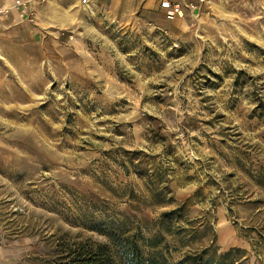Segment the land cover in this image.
<instances>
[{
	"label": "rangeland",
	"instance_id": "374dc122",
	"mask_svg": "<svg viewBox=\"0 0 264 264\" xmlns=\"http://www.w3.org/2000/svg\"><path fill=\"white\" fill-rule=\"evenodd\" d=\"M193 20L183 40L110 29L94 73L89 41L45 52L0 26V264L131 236L169 264H264V3Z\"/></svg>",
	"mask_w": 264,
	"mask_h": 264
},
{
	"label": "crops",
	"instance_id": "0c3cea01",
	"mask_svg": "<svg viewBox=\"0 0 264 264\" xmlns=\"http://www.w3.org/2000/svg\"><path fill=\"white\" fill-rule=\"evenodd\" d=\"M18 1L24 0H0V6L11 8L8 14L0 15V26L6 35L28 45L37 44L45 52L51 44H74L76 49L84 52L81 43L89 41L92 46L85 52L91 68L86 69V73H94L95 68H100L98 60L105 62L107 59L110 29L149 26L160 36L183 40L195 24L193 16L210 7V3L202 4L194 12L183 7L182 14L168 18L165 9L160 7L161 0H28L33 15L29 22L19 18L13 8ZM188 1L197 3V0ZM258 2L264 3V0Z\"/></svg>",
	"mask_w": 264,
	"mask_h": 264
},
{
	"label": "trees",
	"instance_id": "16d2710c",
	"mask_svg": "<svg viewBox=\"0 0 264 264\" xmlns=\"http://www.w3.org/2000/svg\"><path fill=\"white\" fill-rule=\"evenodd\" d=\"M151 240H147V246L151 248L148 253H145L134 236L126 237L123 243L117 244L119 247L109 240L65 241L60 246L58 264H169L164 255L153 247ZM232 251L233 249L219 255L212 253L204 256L203 252L196 256H186L187 264H223L224 258ZM174 264L182 262L177 261Z\"/></svg>",
	"mask_w": 264,
	"mask_h": 264
},
{
	"label": "built area",
	"instance_id": "2783aa9c",
	"mask_svg": "<svg viewBox=\"0 0 264 264\" xmlns=\"http://www.w3.org/2000/svg\"><path fill=\"white\" fill-rule=\"evenodd\" d=\"M45 1V0H39ZM258 1V0H253ZM211 0H197L194 1L181 0V2H170L168 0H161L160 7L166 11V16L172 18L175 15L182 14V8L185 7L189 12L197 11L202 4H209ZM13 8L17 11L19 18L25 21H32L33 15L31 13L30 2L28 0L18 1ZM11 11V8L0 6V15H6Z\"/></svg>",
	"mask_w": 264,
	"mask_h": 264
}]
</instances>
